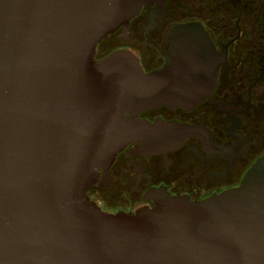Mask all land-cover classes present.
I'll use <instances>...</instances> for the list:
<instances>
[{
    "label": "water",
    "instance_id": "obj_1",
    "mask_svg": "<svg viewBox=\"0 0 264 264\" xmlns=\"http://www.w3.org/2000/svg\"><path fill=\"white\" fill-rule=\"evenodd\" d=\"M152 0H0V264H264V155L240 184L199 201L110 213L84 198L129 142L172 149L190 125L136 117L189 109L211 92L219 53L199 23L173 26L144 71L96 43Z\"/></svg>",
    "mask_w": 264,
    "mask_h": 264
},
{
    "label": "flooded vegetation",
    "instance_id": "obj_2",
    "mask_svg": "<svg viewBox=\"0 0 264 264\" xmlns=\"http://www.w3.org/2000/svg\"><path fill=\"white\" fill-rule=\"evenodd\" d=\"M206 30L219 63L209 95L194 107L160 104L136 114L192 126L172 149L142 152L137 142L99 167L84 198L110 213L155 209L159 193L199 201L238 186L264 155V0H152L95 46L94 59L131 51L144 71L168 58V33L180 23Z\"/></svg>",
    "mask_w": 264,
    "mask_h": 264
}]
</instances>
